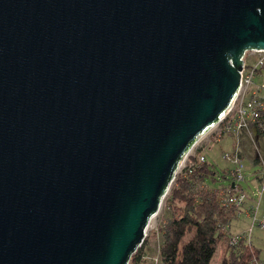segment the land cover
Wrapping results in <instances>:
<instances>
[{"label": "water", "instance_id": "obj_1", "mask_svg": "<svg viewBox=\"0 0 264 264\" xmlns=\"http://www.w3.org/2000/svg\"><path fill=\"white\" fill-rule=\"evenodd\" d=\"M248 50L264 0H0V264H126Z\"/></svg>", "mask_w": 264, "mask_h": 264}, {"label": "trees", "instance_id": "obj_2", "mask_svg": "<svg viewBox=\"0 0 264 264\" xmlns=\"http://www.w3.org/2000/svg\"><path fill=\"white\" fill-rule=\"evenodd\" d=\"M264 121V116H261ZM263 137L264 134H258ZM191 166L175 173L164 196L165 215L155 232L160 234L155 264H208L216 246L222 243L218 264H264V251L254 248L249 241L239 238L229 244L227 232L236 218L237 209L220 203L219 192L227 184L213 188L211 164L205 155L201 162L196 156ZM223 175L228 171L221 172ZM229 178V177H228ZM229 180V179H228ZM155 232L150 233L155 234ZM141 244L130 254L126 264H151L142 257Z\"/></svg>", "mask_w": 264, "mask_h": 264}, {"label": "built area", "instance_id": "obj_3", "mask_svg": "<svg viewBox=\"0 0 264 264\" xmlns=\"http://www.w3.org/2000/svg\"><path fill=\"white\" fill-rule=\"evenodd\" d=\"M261 116H264V50H248L243 53L238 83L232 97L218 115L217 120L206 126L195 136L193 145L181 155L174 174L179 173L185 167L191 166V162L188 160L190 151L199 141H217L224 135L239 136L240 134H246L253 139L259 133L264 134V121ZM197 149L203 152L204 147L199 145ZM196 158L198 162H201L204 155L198 154ZM221 158L231 164V169L228 170L229 181L227 187L219 192L220 203L236 208V218L245 216L249 219L246 234L241 233L240 236L237 234L229 238V244L239 238L248 241L247 234L253 225L264 230V213L258 217L256 215L258 200L264 198V166L262 165L261 169L253 175L258 184L254 192L257 200L252 201L244 209L246 194L239 184L243 181V169L238 151L233 149L230 153L224 152L221 154ZM155 263L156 258L153 264Z\"/></svg>", "mask_w": 264, "mask_h": 264}, {"label": "rangeland", "instance_id": "obj_4", "mask_svg": "<svg viewBox=\"0 0 264 264\" xmlns=\"http://www.w3.org/2000/svg\"><path fill=\"white\" fill-rule=\"evenodd\" d=\"M201 145L204 147L203 153L205 155L206 161L211 164V170L213 171V181L209 185L213 188H219V186L225 185L228 183L227 173L223 175L221 172L228 171L231 169V164L221 158L222 153H230L233 149L238 151V156L240 158V164L243 169V181L239 184L243 188L246 194V200L244 201V209H246L252 201L257 200V196L254 195V192L257 188V180L254 178V173L258 172L261 169V166H264V140L262 136H255L253 139L249 138L246 134H240L239 136H221L217 141L207 140L199 141L194 145L190 151V157L192 158L196 154V148ZM189 161L193 162V159ZM169 187V186H168ZM168 190V189H167ZM167 195V191L164 196ZM162 197L160 204L154 217L151 219L150 223H147V226L144 231V237L146 243L142 246V257L146 262L154 263L156 258L157 247L160 244V234L155 232L157 226L161 223V216L165 215L164 202ZM264 213V198H259L258 206L256 210L257 217ZM249 226V219L245 216H240L238 219H234L229 227L228 234L229 238L241 233L246 234V229ZM155 232V234H151ZM248 241L250 244L260 250L262 254L264 251V230L259 229L256 225H253L248 232ZM244 238V237H243ZM230 239L228 240L229 243ZM235 242H231L234 244ZM222 243L218 244L208 262V264H218L219 256L222 251Z\"/></svg>", "mask_w": 264, "mask_h": 264}, {"label": "bare ground", "instance_id": "obj_5", "mask_svg": "<svg viewBox=\"0 0 264 264\" xmlns=\"http://www.w3.org/2000/svg\"><path fill=\"white\" fill-rule=\"evenodd\" d=\"M154 217V215L148 220V224L150 223L151 219Z\"/></svg>", "mask_w": 264, "mask_h": 264}]
</instances>
